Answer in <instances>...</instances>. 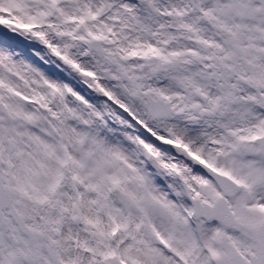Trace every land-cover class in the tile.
<instances>
[{"label": "snow or ice", "instance_id": "1", "mask_svg": "<svg viewBox=\"0 0 264 264\" xmlns=\"http://www.w3.org/2000/svg\"><path fill=\"white\" fill-rule=\"evenodd\" d=\"M0 264H264V0H0Z\"/></svg>", "mask_w": 264, "mask_h": 264}]
</instances>
